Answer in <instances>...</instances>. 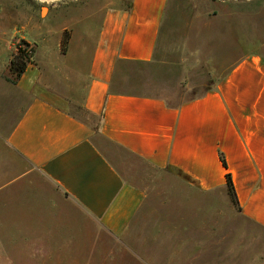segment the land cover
Segmentation results:
<instances>
[{"label": "crops", "instance_id": "obj_1", "mask_svg": "<svg viewBox=\"0 0 264 264\" xmlns=\"http://www.w3.org/2000/svg\"><path fill=\"white\" fill-rule=\"evenodd\" d=\"M218 2L217 35L232 64L199 95L176 102L121 89L116 75L121 64L158 62L172 0H130L107 9L95 35L81 41L75 63L72 34L66 66H58L60 37L50 41L47 28H37L45 53L38 57L40 43L27 39L34 53L15 84L6 79L11 52L0 60V141L27 163L26 174L53 188L67 214L75 209L99 237H130L149 219V183L163 174L188 190L226 195L229 172L240 214L264 228V39H255L253 11L243 29L238 0ZM60 70L66 73L60 83L69 85L52 89L47 78ZM31 204L7 199L0 213Z\"/></svg>", "mask_w": 264, "mask_h": 264}, {"label": "rangeland", "instance_id": "obj_2", "mask_svg": "<svg viewBox=\"0 0 264 264\" xmlns=\"http://www.w3.org/2000/svg\"><path fill=\"white\" fill-rule=\"evenodd\" d=\"M129 1L0 0V60L7 52L12 57L18 45L23 49L21 40L27 39L40 43L37 55L42 56L45 44L36 29L46 27L50 41L60 37L56 52L59 67L71 63L69 43L74 34L75 63L82 52L81 41H90L95 35L104 12L127 6ZM218 3L172 0L173 20L158 50V62L120 65L118 87L156 92L176 102L197 96L213 84L232 64L225 61L224 37L217 35ZM238 10L243 29L250 17L247 12H254L255 39L263 40L264 0H238ZM64 32L69 39L62 51ZM242 32L239 51L246 41V30ZM30 47L35 49L34 44ZM65 74L57 71L48 77L49 86L67 88L68 83H60ZM77 80L74 72V86ZM79 116L89 119L84 113ZM27 168V163L0 141V202L32 203L28 210L19 206L15 211L11 207V213H0V264H264V228L242 217L227 194L191 191L163 174L149 183V219L139 223L130 237H99L97 228L87 225L75 209L67 214L53 188L34 174H26ZM30 208L37 211L30 212ZM59 208L60 216L56 214ZM16 232L19 235L12 236Z\"/></svg>", "mask_w": 264, "mask_h": 264}, {"label": "trees", "instance_id": "obj_3", "mask_svg": "<svg viewBox=\"0 0 264 264\" xmlns=\"http://www.w3.org/2000/svg\"><path fill=\"white\" fill-rule=\"evenodd\" d=\"M69 37L64 32V35L61 39V48L62 51L65 49L67 43H68ZM21 44L24 45V48L21 49L20 45L16 47V53L12 54V57L9 61V70L11 73L10 78H6L7 81H9L12 84H15L17 80L21 77V75L26 70L27 65L31 62V57L34 53V48L30 47V44L26 41L21 40ZM29 48V49H28ZM122 65V64H121ZM220 160L222 162V165L226 167L225 159L222 155H220ZM226 178V192L227 195L232 203V205L236 208L238 212H240V207L238 204V199L236 197V193L234 190L233 182L231 179V175L229 172L225 174Z\"/></svg>", "mask_w": 264, "mask_h": 264}, {"label": "bare ground", "instance_id": "obj_4", "mask_svg": "<svg viewBox=\"0 0 264 264\" xmlns=\"http://www.w3.org/2000/svg\"><path fill=\"white\" fill-rule=\"evenodd\" d=\"M39 1H44V2H47V1H57V0H39Z\"/></svg>", "mask_w": 264, "mask_h": 264}]
</instances>
